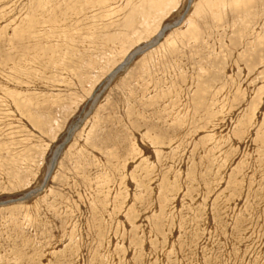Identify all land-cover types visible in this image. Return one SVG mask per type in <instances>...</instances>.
<instances>
[{
	"label": "rangeland",
	"instance_id": "1",
	"mask_svg": "<svg viewBox=\"0 0 264 264\" xmlns=\"http://www.w3.org/2000/svg\"><path fill=\"white\" fill-rule=\"evenodd\" d=\"M0 264H264V0H0Z\"/></svg>",
	"mask_w": 264,
	"mask_h": 264
},
{
	"label": "bare ground",
	"instance_id": "2",
	"mask_svg": "<svg viewBox=\"0 0 264 264\" xmlns=\"http://www.w3.org/2000/svg\"><path fill=\"white\" fill-rule=\"evenodd\" d=\"M164 32V31H163Z\"/></svg>",
	"mask_w": 264,
	"mask_h": 264
}]
</instances>
